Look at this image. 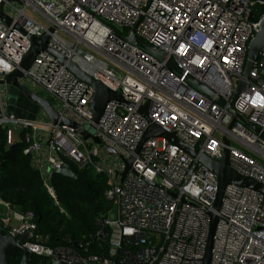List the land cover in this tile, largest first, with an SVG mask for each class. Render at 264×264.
<instances>
[{
	"label": "built area",
	"instance_id": "built-area-1",
	"mask_svg": "<svg viewBox=\"0 0 264 264\" xmlns=\"http://www.w3.org/2000/svg\"><path fill=\"white\" fill-rule=\"evenodd\" d=\"M1 2L11 18L7 23L0 17V127L6 130L7 145L27 144L24 153L52 194L56 169L72 163L105 176L109 184L105 196L114 203L96 220L97 234L109 236L106 256H84L70 244L46 245L37 234L36 213L14 210L0 199L4 211L0 219L9 232L19 236L28 231L24 247L47 258V263L115 264L118 258L119 264H203L211 223L208 211L217 194L216 174L164 136L151 137L137 149L150 122L217 160L223 156L225 137L230 141L231 166L264 184V137L189 79L199 81L227 104L244 81L234 109L264 132V57L255 61L249 77L243 76L248 45L261 30L264 13L259 6L264 1ZM109 23L124 36L135 30L173 57L182 73L120 39ZM44 33L50 34L51 49L133 103L110 101L94 122L93 86L49 51L38 53L20 82L52 95L61 118L83 127L93 125L101 143L85 140L60 122L53 124L46 113L44 119H31L12 108L7 76L30 50L29 36ZM147 103L150 122L139 113ZM131 157L133 166L122 180L123 158ZM218 216L209 264H264V192L228 184Z\"/></svg>",
	"mask_w": 264,
	"mask_h": 264
},
{
	"label": "water",
	"instance_id": "water-1",
	"mask_svg": "<svg viewBox=\"0 0 264 264\" xmlns=\"http://www.w3.org/2000/svg\"><path fill=\"white\" fill-rule=\"evenodd\" d=\"M3 7H4V2H1L0 3V17L7 23H10L11 18L4 13ZM109 26L115 31V33L120 39H123L129 42L130 44H133L134 46H137L143 52L149 54L151 57L155 59H158L160 61H166V65L170 70H173L178 73H182V71L178 68L173 57L168 56L165 51L157 47H154L148 41L138 36L135 30H132L127 36H124L121 29L118 26L114 24H110V23H109ZM53 30L54 28L50 29L51 32ZM29 39L31 43L30 50L24 56L20 67L7 76L6 83L17 88L21 93H24V95L32 103L42 108L53 124L60 122L62 125L71 127L74 129L75 132L83 135L85 140H88L89 138H93L95 142L101 143V140L97 136L94 135L95 128L93 125L83 127L72 120H69L67 118H61L59 114L57 113V111L55 110L52 102L49 99L38 95L37 93H35L34 91H32L31 89H29L28 87H26L24 84L20 82L19 78H22L24 76L25 71L30 67V65L32 64V62L34 61L38 53L45 51V50L49 51L52 55L58 58L61 63L66 64L67 68L71 72H73L79 79L93 86L94 97H93V102H92V108L94 110V122H98V120L100 119L104 111L106 104L110 101L125 103L129 106H133V103L126 101L120 91L112 90L107 85L102 83L100 80H96L91 75L84 72L77 63L73 61H68L60 53L51 49L48 46V42L50 40L49 33H44L42 36L30 35ZM261 56L264 57V19L261 22V30L255 35V37L250 41L248 45L247 62H246L245 70L243 74L245 78L249 77V73L252 70L255 61H257L258 58ZM189 79H190V82L195 87H197L199 90L209 95L210 97H214L216 101L219 102L221 105H226L228 107V110L232 114L235 115V119L236 117H239V119L243 121L244 123H246L251 129H253L257 133H260L264 137V132L261 130L260 127L254 124L248 123L246 119L242 115L237 113L234 109V102L238 94L241 92V90H243L245 86L244 81H241L240 88L238 92L236 93V95L234 96L231 103L227 104L224 101V99H222L219 96H216L211 90H209L205 85H203L199 81L193 79L192 77H189ZM1 82L2 81H0V83ZM149 106H150V103L140 106L139 113L142 117H144L150 122L149 115H148ZM154 136H164L168 138L171 142H173L179 148L183 149L186 153L193 156L194 158H197L198 162L202 166L206 167L208 170L212 171L217 176L218 185H217L216 199L213 203L212 209L208 211L210 218H211V223H210V231H209V237H208V242H207V247H206V253L203 259V264H209L211 260V255H212V247H213L215 229H216V225H217L218 218H219L218 211L221 207V202H222V198L224 195L225 187L228 184H237V185L248 187V188L260 191V192H264V184L255 180L254 178L240 174L238 171H236L231 166L230 160H229V147H228L230 145V141L225 137L223 138V142L225 143L226 146L224 148L223 156L220 160H217L215 158L208 156L207 154L203 152H200L196 147H192V146L185 144L176 136L174 132H169L165 130L164 128H162L161 126L150 122L148 128L146 129L144 133L143 139L137 149V152L140 151L143 143L147 139L154 137ZM106 149L110 153L115 154V151L112 148L106 146ZM123 161L126 165V169L122 174V180L124 179L128 170L132 168L134 157H131L128 159L123 158ZM55 173L73 177V178L76 177V173L74 172V170L68 166H64L62 168L56 169ZM52 192L55 195L54 189L52 190ZM2 229L3 227L0 226V264H10V260L15 259L16 257L19 256V254H21V259H20L19 264H33L32 260L37 255L33 251L24 247L23 245V243L28 240V231H24L19 236H14L9 231L3 232ZM104 233L106 234L107 231L104 230ZM69 244L75 248L82 247L81 242L77 241L74 236L71 237ZM119 262L120 260L116 258L115 264H119ZM42 264H67V263H64L59 260H52L50 263H47V258H44V262Z\"/></svg>",
	"mask_w": 264,
	"mask_h": 264
},
{
	"label": "trees",
	"instance_id": "trees-1",
	"mask_svg": "<svg viewBox=\"0 0 264 264\" xmlns=\"http://www.w3.org/2000/svg\"><path fill=\"white\" fill-rule=\"evenodd\" d=\"M264 13V5L259 6ZM27 144L24 141L7 145V133L0 127V199L8 202L14 210L34 211L37 215V234L48 246L68 245L74 236L82 244L76 251L88 256L98 254L106 256L110 251L109 236L97 234L96 220L110 211L114 203L105 196L109 188L107 178L90 170H80L70 163L76 177L55 173L51 184L52 194L39 171L31 164V157L24 153ZM2 231L9 228L0 219ZM109 230V229H107ZM21 254L10 260V264H19ZM38 256L33 264H41Z\"/></svg>",
	"mask_w": 264,
	"mask_h": 264
},
{
	"label": "crops",
	"instance_id": "crops-1",
	"mask_svg": "<svg viewBox=\"0 0 264 264\" xmlns=\"http://www.w3.org/2000/svg\"><path fill=\"white\" fill-rule=\"evenodd\" d=\"M9 91H10V96H11V106L13 109H15L18 114L21 117H25V118H31V119H35V118H45V112L43 111L42 108H40L38 105L30 102H26L24 106L20 107L19 104L15 103L13 101V95L15 94L14 89L12 88V86L9 87ZM4 215V211L0 210V217ZM14 220H12L11 222L13 223Z\"/></svg>",
	"mask_w": 264,
	"mask_h": 264
},
{
	"label": "rangeland",
	"instance_id": "rangeland-1",
	"mask_svg": "<svg viewBox=\"0 0 264 264\" xmlns=\"http://www.w3.org/2000/svg\"><path fill=\"white\" fill-rule=\"evenodd\" d=\"M12 88L15 91V94L13 95L14 96L13 101L15 103L19 104L20 107L24 106L26 102H30V100L24 95V93H21L17 88H15L13 86H12ZM30 89L35 91V93H37L38 95L49 99L54 105L58 104L57 100L52 95H50L46 90H44L43 88H35V87L30 86ZM13 224L17 225L18 223L13 221Z\"/></svg>",
	"mask_w": 264,
	"mask_h": 264
}]
</instances>
